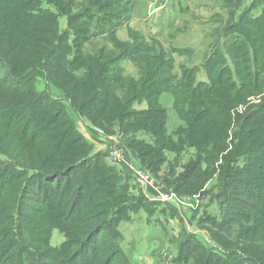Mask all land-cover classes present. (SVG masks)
Instances as JSON below:
<instances>
[{
  "label": "trees",
  "instance_id": "1",
  "mask_svg": "<svg viewBox=\"0 0 264 264\" xmlns=\"http://www.w3.org/2000/svg\"><path fill=\"white\" fill-rule=\"evenodd\" d=\"M84 1L86 6L78 0H0V264H134L121 250L118 228L132 206L119 200L126 194L118 191L114 210L104 217L111 201L100 183H111V168L67 117L60 98L46 88L50 85L63 90L92 123L127 119L131 130L149 135L151 143L130 141L146 168L157 169L166 150L195 147L176 179L182 191L203 184L230 144L217 179L228 190L226 205L235 202L237 209L213 221L215 231L209 228L223 249L189 231L175 261L264 264V99L236 115L227 142L231 110L264 90V0H250L238 12L225 7L224 41L202 63L203 79L197 78V65H180L181 71L172 73V54L183 48L150 44L135 32L121 47L113 39L114 49H85L93 30L113 36L124 13L102 12L121 0ZM240 1L221 2L233 7ZM59 15L76 27L59 30ZM126 57L137 66V76L113 69ZM39 79L45 80L42 90L35 86ZM162 89L174 92V108L184 122L175 134L164 128ZM135 101H146L147 107L130 110ZM141 194L139 208L155 205ZM53 228L64 234L57 246L49 245Z\"/></svg>",
  "mask_w": 264,
  "mask_h": 264
},
{
  "label": "rangeland",
  "instance_id": "2",
  "mask_svg": "<svg viewBox=\"0 0 264 264\" xmlns=\"http://www.w3.org/2000/svg\"><path fill=\"white\" fill-rule=\"evenodd\" d=\"M127 1H131L132 5H128L126 0H121L119 3L112 2L110 6L102 9V12L105 13L108 11L121 15L124 13L123 22L115 29L113 36L97 35V32L93 30V35L85 43V49L98 51L102 50L104 46L106 50L114 49L113 39L121 47L123 43L131 41L130 33L135 32L146 38L150 44L160 42L166 49L172 46L183 48L181 54L176 52L172 54L175 62L172 73L178 74L181 71L180 65L188 67L197 65L199 67L197 78L203 79L205 71L201 66L202 63L215 46L224 41L221 38V33L227 25L226 10H234L236 7L235 10L238 12L250 0H241L239 3L241 6L236 4L233 7L226 6L223 4L224 2H221L222 0H168L164 6L160 7L157 4L158 9L156 10L150 6L152 0ZM78 3L84 6L88 4L84 0H78ZM45 5L50 8V4L45 3ZM259 10L260 7L254 11L258 13ZM74 27L76 26H72L66 17L58 16L57 28L59 30ZM112 66L113 69L119 67L125 75L134 77L138 75V68L130 60V57L123 58L119 63H113ZM35 86L38 90H42L46 87L45 80L39 79ZM46 88H49L50 93L60 98L67 117L71 119L85 140L92 144L93 151H102L103 165L111 168V183L106 184L104 180L100 183V191L105 193L107 201H111L106 211L103 212L104 217L115 208H110L114 205L112 199L115 193L120 191L127 195L121 196L119 200L126 201L125 205L130 203L133 210L128 208L123 219L118 222L121 233L119 244L123 253L128 255L134 264H193L194 258L192 257H189L187 261H184L185 259L177 263L175 261L178 246L189 231L195 233L201 242L211 245L215 249H223V246L217 247V242L215 241V243L211 239L209 228L215 231L211 223L220 221L225 213L237 209L235 202L226 205L225 198L228 195V190L224 192L223 183L217 179L220 167H224L225 154L231 148L230 144L219 154L218 160L214 162V171L203 184L193 190L182 191V186L177 188L176 179L184 171V165L190 157L195 154V147H184L181 151L166 150L160 156L157 169L146 168L142 163L140 164L130 141L135 137L151 143L149 135L141 134L142 132H137L138 130H131L126 124L128 123L127 119L122 124L117 121L105 126L94 124L89 120L88 115H82V117L78 114L73 102L63 90L53 85ZM162 90L158 96V102L166 113L164 128L168 134H175L176 131L178 132L179 126L184 125V122L174 108V92L167 89ZM262 99H264V90L257 95L246 96L243 102L231 110L232 119L227 142L231 141L236 115L244 114L251 105L259 103ZM145 107H147L146 101H135L130 104L129 109ZM138 173L144 174L146 182L141 181ZM155 185H158L156 189H154ZM159 192H165L171 200L161 203L154 199V194ZM141 193L145 195L144 197L155 201V205H149V208H139L136 205V198L142 196ZM103 209H105V205L97 208L98 211ZM258 230L256 228L253 232ZM63 239L64 234L57 228H53L49 245L57 246ZM221 241L224 240L221 239ZM234 248L237 247L231 249Z\"/></svg>",
  "mask_w": 264,
  "mask_h": 264
},
{
  "label": "built area",
  "instance_id": "3",
  "mask_svg": "<svg viewBox=\"0 0 264 264\" xmlns=\"http://www.w3.org/2000/svg\"><path fill=\"white\" fill-rule=\"evenodd\" d=\"M167 2H168V0H152L150 6H153V9L156 10V9H158L157 8V4H159V6L161 7V6H164L165 3H167ZM138 176H139V178L141 179L142 182H146L143 173H138ZM157 187H158V185H155L154 189H156ZM154 195H155L154 199H157L161 203L171 200V198L168 197L169 195L166 194L165 192H159V193L154 194Z\"/></svg>",
  "mask_w": 264,
  "mask_h": 264
}]
</instances>
